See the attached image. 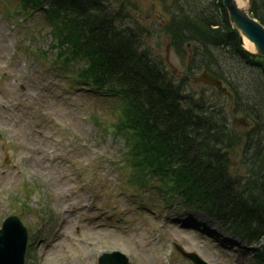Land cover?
Returning <instances> with one entry per match:
<instances>
[{
	"label": "rangeland",
	"instance_id": "374dc122",
	"mask_svg": "<svg viewBox=\"0 0 264 264\" xmlns=\"http://www.w3.org/2000/svg\"><path fill=\"white\" fill-rule=\"evenodd\" d=\"M110 1L118 10L125 4L126 21L121 25L140 29L139 52L180 80L187 98L197 100L204 94L205 109L214 106L224 135L232 132L233 117L244 115L231 111L230 102L218 98L212 88L194 82L201 72L192 66L200 58L191 47L174 44L166 31L168 13L178 12V2ZM202 1L192 0L196 6ZM24 6L25 0H0V228L9 216L22 218L30 235L26 264H99L105 252H120L131 264H192L178 246L209 264H253L248 253L236 254L222 241L201 235L208 225L220 238L242 239L203 211L178 213L175 205L164 209L160 186L150 191L147 183L155 179L141 180L137 171L144 177L143 171L134 168L142 161L137 156L128 160L124 136L115 133L123 127L118 101L66 93L63 97L71 100L69 104L56 101L55 92L64 90L68 80H59L46 66L66 49L43 14L15 15ZM21 18L26 20L21 23ZM222 104L228 108L224 113L219 112ZM40 116L59 123L40 126L33 119ZM85 116L87 122L82 121ZM235 129L233 134L247 131ZM80 141H87V150ZM70 151H76V167L69 164ZM234 164L253 178L246 185L248 178H243L237 187L233 185V192L246 186L248 196L260 201L261 161L249 154L242 161L235 158ZM127 187L134 190L127 193ZM136 190L147 193V202ZM152 208L160 219L148 212Z\"/></svg>",
	"mask_w": 264,
	"mask_h": 264
},
{
	"label": "trees",
	"instance_id": "16d2710c",
	"mask_svg": "<svg viewBox=\"0 0 264 264\" xmlns=\"http://www.w3.org/2000/svg\"><path fill=\"white\" fill-rule=\"evenodd\" d=\"M25 1L45 8L48 24L66 49L65 65L82 66L71 70L77 81L119 100L124 126L142 161L137 170L219 218L251 244L259 243L264 238V58L242 48L223 0H203L199 6L173 0L179 10L168 13L166 31L174 44L196 52L200 60L193 71L218 77L234 95L233 112L248 118L244 135L233 134L234 125L224 135L214 106L205 109L204 94L187 98L180 80L139 52L140 29L121 25L125 4L118 10L110 0ZM252 14L264 24V0H254ZM227 110L220 105V113ZM249 154L263 165L257 179L260 201L248 196L246 186L233 192L243 178H248L245 185L253 178L234 164L235 158L242 161ZM260 257L264 260V245Z\"/></svg>",
	"mask_w": 264,
	"mask_h": 264
},
{
	"label": "water",
	"instance_id": "95a60500",
	"mask_svg": "<svg viewBox=\"0 0 264 264\" xmlns=\"http://www.w3.org/2000/svg\"><path fill=\"white\" fill-rule=\"evenodd\" d=\"M247 7L241 8L236 0H223L232 27L239 33L240 42L245 51L259 58H264V24L251 14L254 0H246ZM247 39L254 46L250 51L244 46ZM196 82L216 88L220 94L228 96L233 101L232 94L215 76L204 72L196 78ZM239 125L246 124V118L234 119ZM28 230L18 217L8 218L0 230V264H26L28 248ZM197 264H206L197 256L187 255ZM100 264H128V259L120 254L105 256Z\"/></svg>",
	"mask_w": 264,
	"mask_h": 264
},
{
	"label": "bare ground",
	"instance_id": "6f19581e",
	"mask_svg": "<svg viewBox=\"0 0 264 264\" xmlns=\"http://www.w3.org/2000/svg\"><path fill=\"white\" fill-rule=\"evenodd\" d=\"M237 4L241 8H246L247 7V1L246 0H236ZM244 46L246 49L250 51H254V46L252 43H250L247 39H244Z\"/></svg>",
	"mask_w": 264,
	"mask_h": 264
}]
</instances>
